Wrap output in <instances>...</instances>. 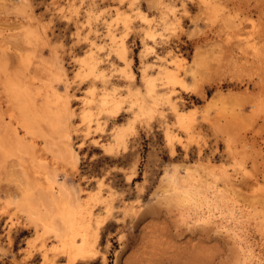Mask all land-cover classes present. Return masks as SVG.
I'll return each mask as SVG.
<instances>
[{
    "label": "rangeland",
    "instance_id": "374dc122",
    "mask_svg": "<svg viewBox=\"0 0 264 264\" xmlns=\"http://www.w3.org/2000/svg\"><path fill=\"white\" fill-rule=\"evenodd\" d=\"M122 41L133 81L120 72ZM90 53L104 80L78 76L79 60ZM0 57L11 72L29 63L37 84L50 80L47 67L56 57L53 71L62 69L70 84L54 86L71 100L79 159L76 168L68 160L54 164L45 149L43 160L74 194L87 198L103 181V195L112 196L98 257L75 264H250L246 242L264 264V0H0ZM166 69L179 82L157 81L164 100L156 112L131 110V94L151 103L143 71L155 79ZM92 86L97 98L117 86L125 99L119 117H102L101 130L97 117L91 127L82 120ZM172 104L190 129L178 124ZM129 123L126 148L108 155L96 146ZM38 147L45 148L41 139ZM225 171L238 186L227 185ZM23 185L12 157L0 171V264H69L55 250L54 234H38L19 217L15 201ZM103 205L90 206L105 216Z\"/></svg>",
    "mask_w": 264,
    "mask_h": 264
},
{
    "label": "bare ground",
    "instance_id": "6f19581e",
    "mask_svg": "<svg viewBox=\"0 0 264 264\" xmlns=\"http://www.w3.org/2000/svg\"><path fill=\"white\" fill-rule=\"evenodd\" d=\"M22 1L28 3V0ZM140 17L143 22H149L145 15ZM120 18L125 24L128 23V16ZM148 35L154 37L155 33L150 32ZM116 52L117 57L123 63L120 72L128 80L133 81L136 75L132 69V60L129 58L124 41L117 44ZM57 64L58 61L55 57L47 67L49 71L47 76L50 77V80L47 83L42 81L41 84H37L38 78L30 76L29 63L22 64L23 69L11 72L6 61L0 57V171L10 158L17 159L24 180L20 196L15 201L19 217L22 220H28L38 234H40L39 230L45 234H54L60 243L55 250H62L61 252L68 258V263L75 264L76 262L92 261L98 257L99 251L96 249V244L99 240V232L103 227H106L107 220L112 216L114 202L109 201L111 195H103V190H106L103 181L99 182L95 191H87L90 193L87 198H82L77 193L74 194L59 182L56 174L50 173L48 163L43 160L42 151L45 149L53 153L54 164L59 159L68 160L76 168L79 159L72 136V133H77L79 128L78 126L74 127L75 112L71 107V100L67 96H60L54 86V81L64 83L65 90H67L70 83L65 78L66 75L62 69L53 71ZM79 65V77L93 78L94 81L104 80L105 75L98 71L99 61L93 53L79 60ZM45 71L47 72V70ZM158 75L157 78L152 79L147 75L146 70L143 71L141 79L144 82L146 96L151 99V103H148L142 96L137 97L131 94L130 98L135 96L132 98L131 110L151 115L156 112L159 102L164 100L161 95H158L157 81L166 79V83L172 85L179 82L175 73L167 69L160 71ZM89 93V100L86 103L91 107L83 111L82 120L87 123L86 126L91 127L92 117H97L94 121L97 129L101 130L102 117L105 116L108 121L119 117L125 99L118 96L117 86L105 89L98 98V95L95 96L97 93L95 87L92 86ZM164 98L166 101L169 99V97L168 99ZM172 109L178 124L190 129L189 119L178 111L175 105ZM133 129V123L125 126L118 125L111 132L112 139L109 144L100 145L99 142L95 144L106 154L112 155L117 149L127 147V135ZM166 133L167 139L172 141L171 133L168 130ZM53 136L57 139L53 140ZM40 139L45 143L44 149L38 147ZM79 146L81 147L82 144ZM55 147L56 151H54ZM59 147L60 149H58ZM235 165L242 167L240 161H235ZM224 173L227 185L231 188L238 186L229 171ZM128 180L129 183L132 182V176H129ZM171 180L174 182L173 179ZM174 184L176 183L174 182ZM182 193L189 198L191 196L190 191L188 192L186 188L182 190ZM91 202L104 204L105 216L96 213L95 206H90ZM45 247L43 245L40 252L44 260L47 259ZM245 248L247 259L251 261L250 264H259L252 245L246 242Z\"/></svg>",
    "mask_w": 264,
    "mask_h": 264
}]
</instances>
